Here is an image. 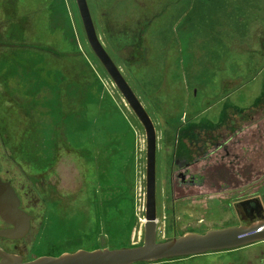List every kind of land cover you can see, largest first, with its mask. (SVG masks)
<instances>
[{
  "label": "rangeland",
  "instance_id": "obj_1",
  "mask_svg": "<svg viewBox=\"0 0 264 264\" xmlns=\"http://www.w3.org/2000/svg\"><path fill=\"white\" fill-rule=\"evenodd\" d=\"M88 3L99 38L156 126L158 241L245 224L237 203L264 201V0ZM21 46L43 65L10 62ZM59 70L72 99L63 110L86 113L84 125L67 128L59 117V100L66 102ZM224 117L232 131L222 134L210 124ZM0 124L10 129L9 142L29 152L32 175L44 183L38 208L49 209L48 223L59 226L45 252L144 244L146 132L92 51L76 0H0ZM221 134L230 153L208 146L213 158L190 169L201 183L182 185L179 162L196 163L204 152L199 143L217 144ZM118 225L121 238L113 234ZM243 256L259 264L264 243L163 264H226Z\"/></svg>",
  "mask_w": 264,
  "mask_h": 264
},
{
  "label": "water",
  "instance_id": "obj_2",
  "mask_svg": "<svg viewBox=\"0 0 264 264\" xmlns=\"http://www.w3.org/2000/svg\"><path fill=\"white\" fill-rule=\"evenodd\" d=\"M89 45L114 84L122 93L141 124L147 138L146 217L144 244L120 249L79 250L58 257H42L24 263L20 258L0 251V264H138L177 258L194 257L210 252L234 251L264 242V205L258 198L242 201L240 212L251 223L203 234L188 233L167 241H158L157 152L158 134L149 112L103 45L88 0H76ZM21 202L10 183L0 179V215L14 226L0 236L17 238L29 230L30 217L20 209Z\"/></svg>",
  "mask_w": 264,
  "mask_h": 264
},
{
  "label": "flooded vegetation",
  "instance_id": "obj_3",
  "mask_svg": "<svg viewBox=\"0 0 264 264\" xmlns=\"http://www.w3.org/2000/svg\"><path fill=\"white\" fill-rule=\"evenodd\" d=\"M225 118H229V117H224L222 121L219 123L220 127L218 129L219 131H221V133L222 132L224 133V131L225 132L232 131L231 129L225 127V123H224L225 121L223 122ZM9 130L10 129L8 128V126L3 127L2 124H0V179L3 182L10 183L13 189L15 190V193L17 194L21 202L20 209L30 217V225L28 232H26L24 235L20 237L10 238V237L0 236V251L18 257L24 263L33 262L42 257H58L64 253L57 255V254L45 252V250H43L44 242L47 241L48 239H55L56 235H58L56 233L59 232V226H54L53 224L48 223V215L50 213L47 210L49 209L46 210L43 208H38V205L40 204V200H41V198L39 197V192L41 190L42 184L44 183L40 178L38 179L32 175L30 154L29 152L26 151L24 146L22 147L21 144L16 146L11 142H9L7 136L9 134ZM222 134L215 136V138L218 140L217 144L215 143L213 138L207 139L202 144L199 143L200 151L202 150L204 152H203V156L200 157V160L197 161L196 163L189 161V159L187 158L186 160H184V162H179L178 167L180 173L178 176L182 178V183H183L182 185L185 184L198 185L201 183L202 179H200L199 176L191 173L190 169L193 165L200 163V161L202 160H208L210 158H213L214 156L213 154L215 153L208 154L207 153L208 151L206 150L208 146L215 145L217 149H223V151H225L226 153H230L229 145H227L226 143L227 136H225V134L224 135ZM13 154L16 155V157L13 156ZM187 177L190 178V181H187ZM254 198L260 199L264 205V201L262 198L260 197H254ZM254 198H249V199H254ZM241 202L242 201L237 203L238 212L247 221L243 225H247L251 223V219H249L245 213L240 212L241 207L239 204ZM13 229L14 226L6 223L0 215V233L2 231H8ZM261 243L264 242H258L253 245L246 246L234 251H223L222 253H234L241 250L243 251L245 249L254 247L257 244H261ZM81 250L94 251L97 249H91V250L81 249ZM75 252H68V253H75ZM177 260L178 258L171 260H163L158 262H146V263H138V264H163V263H167V261H170L171 263V262H176ZM1 261L2 259L0 258V263ZM247 261L248 260H246V258L243 256L238 260H234V261L230 260L229 262H225V263L249 264V262ZM259 264H264V257H262Z\"/></svg>",
  "mask_w": 264,
  "mask_h": 264
},
{
  "label": "trees",
  "instance_id": "obj_4",
  "mask_svg": "<svg viewBox=\"0 0 264 264\" xmlns=\"http://www.w3.org/2000/svg\"><path fill=\"white\" fill-rule=\"evenodd\" d=\"M249 4V2L248 1H245L243 4ZM243 4H242V6H243ZM242 6H241V8H242ZM71 38L70 37H68L67 38V40H69L70 42H71V40H70ZM67 40H65L66 42H67ZM69 42V43H70ZM73 44H75V43H72L71 44V46L73 45ZM69 45V44H68ZM44 47H42V48H44L43 50H47L46 49V47H47V45H46V47H45V45H43ZM70 46V45H69ZM41 47H39V46H37V45H34V47H31V49H38V50H40V49H42ZM52 47L50 46L49 48H48V50H50ZM25 49H27L26 47H19L18 48V50H17V52H13V54H12V57H11V59H10V62L12 61L13 62V60H12V58H14V60L16 61V62H22L21 64H22V66H23V69H25V68H28V69H31L30 67H33V68H36V67H39L40 65H43V60H42V58L41 57H39V58H36L35 56H34V54H30V55H26V53L24 52L25 51ZM70 49H71V47H70ZM52 50V49H51ZM72 50H76L75 48H74V46L72 47ZM41 54H43L42 52H41ZM36 55V54H35ZM7 56V55H6ZM18 57H20V59L21 58H23V59H21V60H19L18 59ZM3 59L5 60V59H8V57H3ZM9 62V63H10ZM44 72V70L43 69H39L38 70V75L39 76H37L36 77V79L37 80H40V82L42 83V79H41V77H42V73ZM34 77H35V75H34ZM56 77H59V92L61 91V93L64 91L65 93H64V97H66V102L65 101H63V102H61L60 100H59V111H60V116L59 117H61V121H62V123L64 124V126L65 127H67L66 126V124H69L68 126H72V125H79V124H83L82 122H81V118H80V115H85L86 113H74V110H73V112H71V114H67L66 115V113L64 112V110H63V108H64V106L67 104V103H69L70 102V100H72L71 99V96L69 95V94H67L68 92H66V88H65V84H64V82L66 81V79H65V76L63 75V72L61 71V70H59V73L56 75ZM39 82V83H40ZM40 83V84H41ZM39 85V84H38ZM39 88V87H38ZM37 88V89H38ZM48 88V87H47ZM40 89V88H39ZM41 89H43V90H45L46 89V86L45 85H42L41 84ZM51 89V88H50ZM60 97H61V94H60ZM83 97L85 98L86 96L85 95H83ZM88 100V99H87ZM65 102V103H64ZM73 103H71V106H72V108L75 106L74 104H76L77 102L75 101H72ZM63 106V107H62ZM80 106V105H79ZM81 107V106H80ZM83 109L85 110L86 108L85 107H83ZM72 113H74V114H72ZM79 114V117L78 118H75L74 116L75 115H78ZM64 117H67V119H66V121H64L65 119H64ZM60 122V121H59ZM61 123V122H60ZM84 125V124H83ZM210 125H212V127H214V128H216V127H220V125H213V124H210ZM63 126V125H62ZM64 127V128H65ZM68 128V127H67ZM70 129V128H69ZM73 128L71 127V130H72ZM76 130L78 129V128H75ZM74 130V129H73ZM83 130L84 129H81L80 131H79V129H78V132L80 133V132H83ZM62 130H61V134H59V139H62ZM73 135H70V138L72 137ZM75 136V135H74ZM61 143V140H59V144ZM113 226H115V225H113ZM123 231H124V228H122V227H120V225H118L117 227H113V234L114 235H116V236H119L120 238L122 237V235L121 234H123Z\"/></svg>",
  "mask_w": 264,
  "mask_h": 264
}]
</instances>
